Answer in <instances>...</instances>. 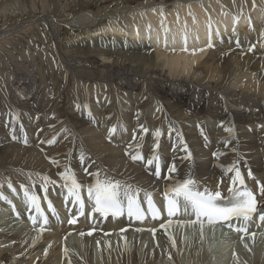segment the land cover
<instances>
[{"label":"bare ground","instance_id":"6f19581e","mask_svg":"<svg viewBox=\"0 0 264 264\" xmlns=\"http://www.w3.org/2000/svg\"><path fill=\"white\" fill-rule=\"evenodd\" d=\"M51 1L49 16L65 23L57 36L64 65L57 58V63L21 61L28 66L16 72L13 85L0 81V209L10 215L4 203L13 189L45 195L46 186V195L56 196L70 184L66 172L80 184H95L98 174L102 182H119L122 190L131 186L157 196L188 178L201 189L220 186L234 177V171H224L234 163L241 174L264 183V0ZM13 8L26 12L16 3L3 4L0 28L7 14L14 15ZM151 8L156 15L175 13L174 20H185V42H178L176 25L164 24L169 33L163 44L160 18L150 14ZM33 9L31 18L0 31V48L29 25L41 29L46 21ZM146 18L153 22L150 29L142 25ZM192 18L202 20L198 37L204 47H196ZM215 23L227 29L205 46L208 27ZM30 76L42 78L46 88L40 85L35 93L34 85L26 83ZM99 91L106 94L101 104L95 100ZM93 107L100 115L106 111L105 121L85 113ZM37 109L32 128L27 113ZM204 119L207 129H196ZM34 121L42 123L36 131ZM137 155L146 162L161 157L166 170H176L160 182L148 166L136 163ZM187 227L178 225L155 237L142 232L88 237L77 230L66 238L65 231L41 233L13 219L0 220V264H211L205 231L188 228L192 236L184 244ZM216 244L210 242L212 248ZM251 246L233 264H264V246Z\"/></svg>","mask_w":264,"mask_h":264},{"label":"snow or ice","instance_id":"6c2138e0","mask_svg":"<svg viewBox=\"0 0 264 264\" xmlns=\"http://www.w3.org/2000/svg\"><path fill=\"white\" fill-rule=\"evenodd\" d=\"M203 51V49H201ZM113 132L115 129L112 130ZM146 131V130H145ZM227 131L232 132L233 129H227ZM155 135L159 137L161 135L158 130ZM51 142V141H50ZM190 156V154H189ZM83 160V155L81 156ZM133 159H142L141 156H133ZM153 159H158L154 156ZM153 160H148V164H152ZM224 168V166H221ZM176 169L173 166L169 169L170 172H174ZM225 172L235 173L232 178V187L229 188L231 194V201L229 206H221L217 201L221 198V192H211L208 189L200 191L196 187V182L188 178L184 181H177L173 187L166 189L164 196L167 200V214L169 217L175 215L180 211L181 203H183L184 211L187 212L191 208L192 213L195 215L196 220L191 221L195 223L201 218H206L208 223H215L219 221H230L232 219H243L249 220L252 215L257 210V200L255 194L247 189L245 185L244 178L239 170V168L234 163L233 165L224 168ZM159 176V166L155 173ZM251 175V173H249ZM45 180H48L47 177H44ZM64 180L70 181V184L65 186L68 188L69 196L75 197L76 202L79 204L80 215L84 214V201L80 194L81 185L77 183L74 176H70L67 172L64 174ZM237 182L241 188L235 187ZM9 187L12 185L9 183ZM15 191V189H13ZM45 196L47 194V187L44 188ZM260 193L264 194V185L260 186ZM87 194L90 200L93 201V213H100L101 216L107 217L109 214L112 216L123 215L124 212H127V215L135 217L137 220H143L145 218L144 209L141 207L139 195V189H132L131 186H128L121 189L119 182H113L109 180L101 181L96 178L95 184L87 188ZM2 196V194H0ZM24 196L26 201L35 209V211L43 218V223L47 224V216L44 215V212L41 208L40 198L34 194L30 193L28 188L24 189ZM148 211L152 213V218H158L159 209L154 206L152 197L150 194H146ZM49 207H52L51 201H49ZM53 212L55 209L53 208ZM34 224L37 223L36 217H31ZM259 219L264 221V214H261ZM75 220L70 221L74 223ZM231 227V225H229ZM163 227V225H162ZM237 231L246 232L245 228H237ZM90 234V233H89Z\"/></svg>","mask_w":264,"mask_h":264},{"label":"rangeland","instance_id":"374dc122","mask_svg":"<svg viewBox=\"0 0 264 264\" xmlns=\"http://www.w3.org/2000/svg\"><path fill=\"white\" fill-rule=\"evenodd\" d=\"M10 2H11V4L16 3L19 6H23L24 8H26V12L23 13L20 10H17V9L15 10V8H13L14 12L16 14L13 13L14 15H12V16L10 14H7L6 18L4 19L3 23L1 24L0 31L6 30V29H8V27H12L17 23L23 22V19L25 20L26 18L27 19L29 17L31 18L33 16V11H32L33 7H34L33 10L37 12V17H39L40 21L43 19L46 21L45 24L41 25L40 30L38 28H37V30L30 28L31 25H29L25 28V29L29 28L26 33L21 34L20 36H18L16 34V35H13V36H10V37H7L6 39H4V40H6L5 43H7V44L2 45L0 48V81H1V84L5 83L4 81H7V82H9L10 85H13V82H14L16 75H17L16 72L21 71V70L24 71L22 66H26V67L28 66V64L23 65L21 63V61H23V63H24V62H28V60H31L30 62H32V60H34V62L42 63L44 61L43 58H46L49 62L50 61H52V62L56 61L54 63H57V60H56V58H57L64 65L65 60H64V57L62 55L63 53L59 49L60 40H57V38H58L57 36H59L58 31L61 28H63V26H65V25H63L65 23L61 24V23L57 22V20H55L51 15H50L51 17L49 16L48 13L51 14V9L50 10H48V9H49L50 4L53 3V1H51V0H16V2H15V0H7V1L6 0H0V7L3 4H9ZM13 2H15V3H13ZM45 3L47 4L46 9H44ZM21 4H24V5L26 4V5L24 6ZM46 15H48V17ZM44 20H43V22H44ZM192 20H194V18H192ZM42 29H44L43 31H45V29H46L47 32L46 33L40 32V31H42ZM24 31L25 30H23L22 33ZM33 31H34V34H33ZM4 40H2L1 42H3ZM37 41H40V44ZM182 41L185 42V39L182 38ZM12 42H13V44H12ZM10 44H12L13 46H11ZM42 50H48L51 54H48L47 52L41 53ZM29 52L30 53L32 52V53L30 54ZM47 54L49 57L47 56ZM54 54H55V56H54ZM2 75H4V77ZM70 76L73 77V74ZM31 82H33V83H31ZM42 82H43V79L40 77H37V76H36V78L34 77V80H33V77L30 76L29 80L26 81V83L29 84V86H31V87L33 85L35 86V88L33 86V90H35L34 91L35 93H36V88H38L40 85L43 88H46V85L41 84ZM70 89H72V85H70ZM41 90H42V88H41ZM34 92L29 97V98H31V100H32V97L34 98V96H33V95H35ZM25 95H21L22 97L20 96V99L24 101L26 98ZM105 95H103L102 92L99 91L97 98H95V100H97L99 102V104L104 103V101H106ZM110 98H112V97L110 96ZM152 98H154V97H152ZM100 99H102V102ZM110 101L113 104L115 103V101H112V99ZM45 102H46L45 100L42 101L43 104H45ZM112 103H109V104H112ZM91 105H93V104H91ZM96 107H97V105H96ZM38 110L39 109L35 110L34 112L27 113V114L31 115L29 123L32 126V128H33V117H36L35 120H37V114H40L38 112ZM101 112H102V110H101ZM157 113H158V110L156 111L155 115ZM92 114L95 115L96 120H97V117H99V118L101 117L100 118L101 121L104 120L103 117L106 116V113H105V115H103L104 113L100 115V110L99 109L96 110L95 107H93ZM155 115H154V117H155ZM119 117L125 121L128 120L126 115L123 116L121 114V116H119ZM41 124H42L41 122L38 124L37 123L35 124V121H34L35 131L38 129L39 125H41ZM124 126L126 128L129 127L128 123H124ZM129 129H131V128H129ZM60 137H63V135H61ZM163 150L164 149L162 148V151ZM51 162H53V161H51Z\"/></svg>","mask_w":264,"mask_h":264}]
</instances>
